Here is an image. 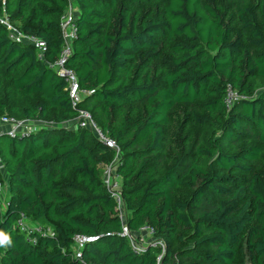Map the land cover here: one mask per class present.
<instances>
[{"label":"trees","instance_id":"1","mask_svg":"<svg viewBox=\"0 0 264 264\" xmlns=\"http://www.w3.org/2000/svg\"><path fill=\"white\" fill-rule=\"evenodd\" d=\"M75 5L65 66L93 91L77 108L53 68L68 0H0V19L46 46L0 22V119L42 124L0 132V264H157L121 236L104 183L117 153L79 111L117 144L126 225L154 230L161 264H264V0ZM77 235L97 238L79 258Z\"/></svg>","mask_w":264,"mask_h":264},{"label":"built area","instance_id":"2","mask_svg":"<svg viewBox=\"0 0 264 264\" xmlns=\"http://www.w3.org/2000/svg\"><path fill=\"white\" fill-rule=\"evenodd\" d=\"M75 7H77L75 5V0H68V8L63 14L60 21V30L64 45L60 58L53 65V68L56 70L57 75L65 79V81L67 82L68 85L67 90L73 108H77L80 102L86 96L93 94V91L81 89L75 74L65 66L67 58L71 53L72 41L76 36V28L74 23L76 21L78 12ZM0 22L4 26H6V28L9 30L11 34V38L22 40L23 42L32 44L39 51L41 56L44 55L46 51V46L44 42L39 41L33 37L22 36L17 29L12 27L6 21V19H0ZM235 98H236V94L231 90V88H228L226 100H225L226 106L228 108L231 106L232 101ZM76 121L81 126L92 130L96 135V138L101 143H103L106 147L114 150L117 153V158L111 164L105 166L104 183L117 203L118 216L123 222L121 236L125 237L128 240L132 249L137 253H141L147 249H159L161 252L158 254L157 264H161L162 254L163 251L165 250V245L162 240L155 237L154 230L152 228L143 227L138 232L134 233L126 225L127 215L121 194L122 192V187L120 182L121 180L117 175V161L119 159V148L117 144L112 139L108 138L104 133H102V131L96 126V124L93 122L89 114H87L86 112L79 111V116L76 119ZM0 123L11 125L12 129L8 131L9 134L11 135L19 131H28L31 129L38 128L32 126L22 127V125L18 121L12 118H1ZM27 123H31V122H27ZM3 171H4V166L0 159V174ZM1 192H2V184L0 182V203H2ZM96 240H97L96 237L77 235L74 238V245H73L75 256L78 258L81 257V249L85 247L86 244L94 242Z\"/></svg>","mask_w":264,"mask_h":264},{"label":"rangeland","instance_id":"3","mask_svg":"<svg viewBox=\"0 0 264 264\" xmlns=\"http://www.w3.org/2000/svg\"><path fill=\"white\" fill-rule=\"evenodd\" d=\"M77 12H78V8L75 7ZM19 123L22 125V127H28V126H32V127H39V126H42V124L38 123V122H31V123H27L25 121H19ZM30 124V125H28ZM52 124V123H51ZM4 125H7V124H1L0 123V128L3 127ZM71 125V124H70ZM8 130H11L12 127L11 125H7ZM1 177H2V192H1V201H2V204L5 202L6 198H7V193H8V186H7V174L5 173V171H3L1 174ZM121 180V179H120ZM121 182V181H120Z\"/></svg>","mask_w":264,"mask_h":264},{"label":"clouds","instance_id":"4","mask_svg":"<svg viewBox=\"0 0 264 264\" xmlns=\"http://www.w3.org/2000/svg\"><path fill=\"white\" fill-rule=\"evenodd\" d=\"M11 243V238L8 234L0 231V247L9 245Z\"/></svg>","mask_w":264,"mask_h":264},{"label":"crops","instance_id":"5","mask_svg":"<svg viewBox=\"0 0 264 264\" xmlns=\"http://www.w3.org/2000/svg\"><path fill=\"white\" fill-rule=\"evenodd\" d=\"M9 127H7V125H4L3 127L0 128V132H8Z\"/></svg>","mask_w":264,"mask_h":264}]
</instances>
